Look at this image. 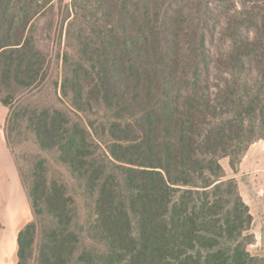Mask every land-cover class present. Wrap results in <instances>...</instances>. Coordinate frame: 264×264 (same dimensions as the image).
Masks as SVG:
<instances>
[{
	"label": "trees",
	"instance_id": "1",
	"mask_svg": "<svg viewBox=\"0 0 264 264\" xmlns=\"http://www.w3.org/2000/svg\"><path fill=\"white\" fill-rule=\"evenodd\" d=\"M52 2L0 0L6 141L25 124L38 148L17 264H263L222 161L264 141V0H74L60 88L32 100Z\"/></svg>",
	"mask_w": 264,
	"mask_h": 264
},
{
	"label": "rangeland",
	"instance_id": "2",
	"mask_svg": "<svg viewBox=\"0 0 264 264\" xmlns=\"http://www.w3.org/2000/svg\"><path fill=\"white\" fill-rule=\"evenodd\" d=\"M260 5H263L262 2L260 3ZM73 9L74 0H53V2L49 3L42 11L43 15H39L36 21L34 22V35H36L39 39L47 38L46 41L40 43V47L44 52L48 53L49 55H52V59L44 79L45 86L42 88L40 87L34 92L35 96L30 97L32 100H37L34 97L41 93L42 95L44 94L52 96L54 94V88L51 83H53L54 81H57V83H59L60 88L62 81V61L58 59V55L61 54L65 48V37L67 34V27L68 24L74 18ZM11 85L12 86L8 88L0 80V127L2 128L4 135L5 123L10 111V106L8 104H4V102L7 101L6 93L10 91L13 87L12 83ZM39 90L41 91L38 92ZM24 125L21 126L20 124H18L17 128H14L13 132L10 135L8 143L9 150L17 164L20 175L22 172L24 174L28 173L29 167L31 166L34 160V155L38 154V148L34 143L32 134L30 130H27ZM49 159H52L51 156L49 157ZM222 165L227 174V170L230 167L228 166L229 160H223ZM57 173H59V175L61 173L65 180H69L68 174L64 170L57 167ZM227 178L231 177L227 174ZM12 182H14V184L19 188L17 180H12ZM69 182L71 185L70 190L74 193L79 194L73 182ZM21 184L23 186L24 191H26L22 176ZM25 194L27 193L25 192ZM22 201L24 210L22 219L20 220V224L15 230L16 246L14 252L10 257L0 256V264H17L18 234L28 223L34 220V214L28 196L26 195V200L23 197ZM78 204L80 206V223L85 224L86 222H88L90 212L85 207V199L78 197ZM5 230H7V227L4 218V203L2 202V204L0 203V235L3 234ZM251 233L254 235L255 241L248 247V251L251 253L252 256L258 257L264 261V235L262 240H257L256 235L252 232V230Z\"/></svg>",
	"mask_w": 264,
	"mask_h": 264
},
{
	"label": "crops",
	"instance_id": "3",
	"mask_svg": "<svg viewBox=\"0 0 264 264\" xmlns=\"http://www.w3.org/2000/svg\"><path fill=\"white\" fill-rule=\"evenodd\" d=\"M227 174L231 178L236 179L240 194L244 202L249 206L253 216L251 230L256 235L257 240H262L264 235V141L260 140L251 145L242 159L238 171L234 173L229 167ZM12 180H17L19 188ZM11 190L26 200L27 194H25L26 191H24L21 184L19 169L9 150L3 130L0 127L1 204V194L5 193L8 196Z\"/></svg>",
	"mask_w": 264,
	"mask_h": 264
},
{
	"label": "bare ground",
	"instance_id": "4",
	"mask_svg": "<svg viewBox=\"0 0 264 264\" xmlns=\"http://www.w3.org/2000/svg\"><path fill=\"white\" fill-rule=\"evenodd\" d=\"M1 196L7 230L0 235V256L10 257L16 246L15 230L22 219L24 206L22 197L12 190L8 196L5 193Z\"/></svg>",
	"mask_w": 264,
	"mask_h": 264
}]
</instances>
